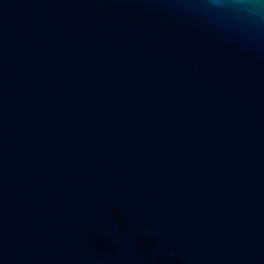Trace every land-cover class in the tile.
<instances>
[{
    "label": "water",
    "instance_id": "1",
    "mask_svg": "<svg viewBox=\"0 0 264 264\" xmlns=\"http://www.w3.org/2000/svg\"><path fill=\"white\" fill-rule=\"evenodd\" d=\"M0 264H264V18L0 0Z\"/></svg>",
    "mask_w": 264,
    "mask_h": 264
},
{
    "label": "clouds",
    "instance_id": "2",
    "mask_svg": "<svg viewBox=\"0 0 264 264\" xmlns=\"http://www.w3.org/2000/svg\"><path fill=\"white\" fill-rule=\"evenodd\" d=\"M209 2L218 8L232 5L257 19L264 18V0H209Z\"/></svg>",
    "mask_w": 264,
    "mask_h": 264
}]
</instances>
